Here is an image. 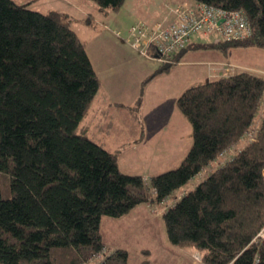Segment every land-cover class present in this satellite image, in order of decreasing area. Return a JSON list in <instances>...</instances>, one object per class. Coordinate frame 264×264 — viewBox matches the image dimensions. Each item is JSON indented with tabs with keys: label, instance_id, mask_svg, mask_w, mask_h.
<instances>
[{
	"label": "trees",
	"instance_id": "obj_1",
	"mask_svg": "<svg viewBox=\"0 0 264 264\" xmlns=\"http://www.w3.org/2000/svg\"><path fill=\"white\" fill-rule=\"evenodd\" d=\"M89 1L104 15L124 0ZM191 1L241 10L251 28L243 39L194 46L264 47V0ZM146 52L158 57L153 44ZM171 64L161 62L143 82ZM100 88L60 11L0 0V264H85L104 252L102 216L164 203L193 177L162 213L169 243L198 250L202 264H264V241L252 239L264 225V117L251 129L264 78L237 72L184 89L176 104L191 125V144L179 165L148 181L122 172L116 154L87 134L82 123ZM142 252L139 264H149ZM94 264H130L128 252L117 248Z\"/></svg>",
	"mask_w": 264,
	"mask_h": 264
},
{
	"label": "crops",
	"instance_id": "obj_2",
	"mask_svg": "<svg viewBox=\"0 0 264 264\" xmlns=\"http://www.w3.org/2000/svg\"><path fill=\"white\" fill-rule=\"evenodd\" d=\"M32 1L34 0L22 1L21 3L29 2V6L37 10L38 8L32 7ZM158 1L159 0H130L131 25L136 21H142L147 24H152L154 22H170L174 16L173 9L177 4L185 0H172V5L170 7H168L167 0L163 1L162 5L159 4ZM75 2L77 3H74V6L83 10L85 17L89 14L94 15L93 21L89 24L85 23V17L82 20L83 24L86 25L82 27L85 38L83 43L101 84V88L89 109L93 115L91 119H94V122L100 120V116L98 117L97 114H99L100 108L105 105L120 109L123 111L122 115L124 116L127 114L131 115V121H128L130 128L119 130V139L114 137L110 145H106V143L102 142L106 149L116 154L118 159L117 163L124 151V148L118 149L117 151L113 149V147L118 145V142L121 143L122 146H131V148L134 149V155L139 158L151 160L152 162L154 159L161 163L166 162L163 157L164 155H162L160 145H155V148H151L150 150H146L145 148L140 149L137 145L143 146L145 142L150 140H155L156 143V141L164 140L161 139L164 138V135L170 134H176L175 138H182L185 134L189 137L191 125L189 122H185V117L182 116L180 112H177L179 109L174 106L177 97L187 87L229 76L237 72H246L264 78V47L230 46L225 52H222L218 48L194 46L198 42H214L218 40L219 36L217 32H208L191 36L185 48L180 52L178 59L171 64L169 69L155 75L142 85L145 78L155 72L159 67V60H154V57L148 56L143 50L133 46L132 37L130 42V36H121V25L117 24L121 13L120 8L115 11H108L104 16L103 14L97 13L96 9L88 10L82 7L81 4L87 5L89 0H75ZM71 5L73 4L71 3ZM156 6L162 8L160 9ZM75 10L73 11L75 12ZM59 11L63 14L68 24L72 22V20H76L78 15L76 12L74 15L71 8L66 6L59 8ZM106 17H109L111 22L113 20V22L116 23L114 29L111 27V23L106 21ZM89 27L92 29L93 27H97L99 29L95 32L93 31L94 29L91 30ZM124 57H126V60ZM131 67L136 68L132 74ZM148 99L155 102V106L152 108V113L154 114H147L146 110H144L145 101ZM163 102L171 104L168 113H166L168 105H158ZM101 103H105V105L101 106ZM137 103V109H132L131 107ZM260 109L264 114V94L260 103ZM155 119H157V121H153ZM173 119L176 120V125L171 124V120ZM121 121L127 123L124 118ZM84 127L87 130L85 125ZM149 136H152V138ZM158 137H160V140H158ZM245 142V140H241L234 144V146H231L228 149L229 153L233 154V149L238 150ZM118 166L122 172L131 173V171L120 167L119 163ZM153 203L154 202L141 203L143 206H139L140 204H138L129 213L118 217H126L128 219V222H126L127 224L123 225L121 231L129 232L131 234V240L137 236L135 235L138 232L137 230H139L137 225L143 223H136L134 220L135 218L141 216L143 220H147V218L151 216L160 215L161 217L163 211L154 207L155 204ZM156 206H158V204ZM101 222L102 218L100 220V231L104 244V252L97 257V262L117 249L115 248L113 251L109 252L108 248L105 246L106 239L103 237ZM161 228L162 226L159 225L153 232L158 231V229L161 230ZM161 243L163 249H159L163 254H167L172 258L175 255L182 257V260H187L191 264H202L200 259L195 256L196 253L200 254L198 250L180 248L170 244L163 232ZM143 246L145 245L140 244V250H147L149 254L151 250ZM134 258L135 259H132L131 257L130 264H139L143 256H135ZM182 260L174 258L176 264H184Z\"/></svg>",
	"mask_w": 264,
	"mask_h": 264
},
{
	"label": "rangeland",
	"instance_id": "obj_3",
	"mask_svg": "<svg viewBox=\"0 0 264 264\" xmlns=\"http://www.w3.org/2000/svg\"><path fill=\"white\" fill-rule=\"evenodd\" d=\"M14 1L21 3L22 1H27V0H14ZM163 1L165 0H159L158 2L159 4L162 5ZM167 1H168L167 2L168 7H170L172 5V0H167ZM32 3H33L32 7H36L38 8L37 10L40 9L42 12L50 11L52 9L59 11V8L64 7V6L71 8L72 13L74 15L77 13L78 15L76 17V20H72V22H70L69 25L76 31V33L78 34L82 42L85 41V38L82 32L83 30L82 27H84L85 25L83 24L82 20L84 19L85 16H84L83 10L76 8L74 6V3H77L75 2V0H34L32 1ZM71 3L73 5H71ZM81 5L82 7L88 10L96 9V5L92 1H89L87 5H83V4ZM156 7L160 9L162 8L160 6H156ZM75 9H78V10H75ZM73 10H75L76 13ZM120 12H121L120 18L118 19L117 24L121 25V32H122L121 36L122 37L130 36L129 39L131 42L132 36L130 35L129 30H127L131 26V2L130 0L124 1L122 6L120 7ZM106 21L111 23V27L113 29L116 27L115 26L116 23H114L113 20L111 22L109 17H106ZM134 23H137V24L144 23L147 26H151L156 22L152 24H147L142 21H136ZM160 23L169 24L170 22H167V23L160 22ZM89 28L91 30L94 29L93 31L95 32H97V30L99 29L97 27L95 28L93 27V29L91 27ZM154 58H155L154 60H157L156 57ZM124 59L126 60V57H124ZM150 59H153V58H150ZM158 62L159 64L161 63L160 61ZM134 69L136 68L131 67V74L132 72L134 73ZM144 84L145 82H142V85ZM162 104L168 105L167 111H166V113H168V111H170L171 104L163 102V103H159L158 105H162ZM100 105L101 106L105 105V103H101ZM154 106H155V102L153 100L148 99L145 101L144 110H146L147 114H154L152 113V108ZM174 106L178 108L176 102L174 103ZM90 112L91 111L87 113L82 124L87 127V134L92 139L101 143V145H103L102 142L106 143V145L108 144L110 145L114 137L119 139V132H118L119 130L130 128V126L128 125V121H131V115L130 114H127L126 116L122 115L123 111H121L118 108L108 107L106 105L104 107H101L99 110V114H97L98 117L100 116L99 118L100 120L98 121L96 120L97 122H94V119H91L93 115H92V112L91 113ZM177 112H180V110ZM263 116L264 114L261 111H258L256 113L251 129L252 128L254 129L255 127L258 126V123L263 118ZM123 118L127 121V123L126 122L124 123L121 121ZM153 121H157V119ZM171 121H172L171 124L176 125L175 119ZM185 122L187 123L189 121L186 119ZM188 126H189V123H188ZM131 128H132V125H131ZM175 136L176 134H170L166 136L164 135V138H161L164 140H160V137H158L159 138L158 140L160 141H156V143H155V140H150L148 142H145L144 144L142 143L143 146L137 145L138 148L140 149L145 148L146 150H150L151 148L154 149L155 145H160L162 155H164L163 157L165 158V161H166L164 163L158 162L156 159H154L152 162L151 160H144L142 158H139L138 156L134 155L133 153L134 149H132L131 146H128V145L122 146V144L119 142H118V145L113 147V149L117 151L118 149L124 148V151L122 152L119 158V162H118L120 164V167H122L125 170L131 171V174L133 173L140 174L145 181H148L150 175L158 174L162 171L174 168L177 165H179V163L181 162L182 158L184 157L192 141L191 128H190L189 137H187V134H185L182 138L181 137L175 138ZM149 137L152 138V136H149ZM234 151L235 150L233 149L232 153H234ZM230 154L231 153H229L228 155ZM228 155L226 156L223 155V157L225 158ZM223 157L221 156V162H222V159H224ZM195 179L196 178L194 177L191 178L184 186L175 190L169 197H167L166 202L159 203L158 206H156L157 205L156 203H153L155 204L154 207H157L158 209L164 212V210L169 205L174 204V202L180 197V194L183 192V190L185 189L188 190L194 185ZM142 204L140 203L139 206H143ZM134 220L136 221V223L137 222H143V223L137 225L139 228V230H137L138 232L135 234L137 236L131 240V234L129 232L121 231V229L123 228V225L127 224L126 222H128V219L126 217L114 218V217H109V216H102L101 230L103 233V237L106 239L105 246L108 248L109 252L119 247L126 249L127 252L129 253L128 263H130L131 257L132 259H135L134 258L135 256H143L144 258V253L140 250V244H141V245H145L143 247H147L151 250V252L147 255L149 264H176L174 261V258H179L180 260L183 259L182 257L176 256V255L172 258L167 254H163L161 250L159 249V248L163 249L162 243H161L162 232L163 234H165V227H164L162 215L161 217L160 215L151 216V217H148L147 220H143V218L139 216L135 218ZM159 225L162 226L161 230L158 229V231L153 232V230L156 229V227ZM195 256L196 258L200 259L201 255L196 253ZM182 261H184V264H191L187 260H182ZM95 262H97V255L90 258L85 264H94Z\"/></svg>",
	"mask_w": 264,
	"mask_h": 264
},
{
	"label": "built area",
	"instance_id": "obj_4",
	"mask_svg": "<svg viewBox=\"0 0 264 264\" xmlns=\"http://www.w3.org/2000/svg\"><path fill=\"white\" fill-rule=\"evenodd\" d=\"M169 24L156 22L151 26L134 23L129 28L132 44L144 53L153 44L162 63H173V56L183 49L191 36L217 32L221 40L243 39L251 34L250 24L241 10H228L208 3L185 0L173 9ZM264 117V116H263ZM264 179V166L262 167ZM254 241H264V225L256 232Z\"/></svg>",
	"mask_w": 264,
	"mask_h": 264
}]
</instances>
